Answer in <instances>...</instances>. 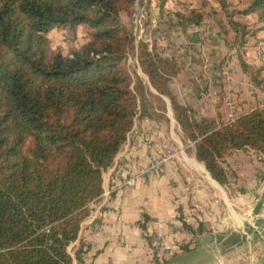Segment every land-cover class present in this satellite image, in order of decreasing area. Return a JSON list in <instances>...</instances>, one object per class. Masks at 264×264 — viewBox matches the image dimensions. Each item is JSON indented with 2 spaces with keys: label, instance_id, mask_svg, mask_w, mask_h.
Instances as JSON below:
<instances>
[{
  "label": "trees",
  "instance_id": "1",
  "mask_svg": "<svg viewBox=\"0 0 264 264\" xmlns=\"http://www.w3.org/2000/svg\"><path fill=\"white\" fill-rule=\"evenodd\" d=\"M134 2L0 0V264H84L85 245L75 248L74 242L88 204L103 192V173L134 120H157L158 111H167L161 96L170 101L185 151L219 184H227L221 162L232 150L252 149L264 161V108L223 121L181 102L170 89L182 70L177 60L155 43L139 39L136 45L120 20L122 12L134 13ZM165 2L159 0L160 10ZM247 2L233 14H255L257 29L227 14L239 46L264 30V0ZM173 16L184 27L204 21L193 9ZM82 23L89 40L68 53L49 52L48 32L73 31ZM135 48L147 81L127 67ZM237 58L264 88L262 68L248 64L239 50ZM163 259L155 251L153 264L169 261Z\"/></svg>",
  "mask_w": 264,
  "mask_h": 264
},
{
  "label": "rangeland",
  "instance_id": "2",
  "mask_svg": "<svg viewBox=\"0 0 264 264\" xmlns=\"http://www.w3.org/2000/svg\"><path fill=\"white\" fill-rule=\"evenodd\" d=\"M247 1L166 0L161 13L158 6L159 0H135L134 13L127 15L126 12H122L120 20L134 33L136 45L139 39L150 44L155 43L164 54L172 55L182 67V70L186 72L183 81L191 84L186 86H191V91L185 92L184 100L179 96L181 102L192 106L198 114H215L223 120V118L227 119L230 114L235 116L248 109V104L244 101L242 93L239 92V83L243 81L245 76L238 70L237 62L233 61V56L237 54L238 50L243 53L244 45L239 46L238 40H235V33L228 23V15L230 14L235 19L248 24V28H253V24L260 26L255 14L246 17L233 14L235 10L244 8L248 4ZM223 7L225 8L223 9ZM183 9H193L197 10L198 13L201 12L204 21L195 28L176 25V19L174 16L172 17V14L183 11ZM257 36L263 39L264 30L260 29ZM47 37L50 53L55 51L68 53L72 48H77L89 40L90 32L87 25L82 23L73 31L68 28L51 30L47 33ZM222 37L225 41H228L227 44H230L227 47L230 53H227V50L223 56L217 55L220 59L213 63L217 64V68L214 72L211 69L207 70L205 68H208L207 66L211 62L210 49L214 50L212 46L219 49L226 45L220 40ZM246 45L248 52L255 47V44L252 45V43ZM136 51L137 48L129 54L127 67L132 75L136 73L145 80V74L141 72L138 66ZM204 64H206L205 68L203 67ZM258 65L264 67V61H260ZM170 89L176 95L178 93L175 92L181 88L171 84ZM228 95L232 100L229 98L225 101V97ZM161 97L166 102L167 111L164 115L158 111L162 117L157 120L152 119L153 124L156 125L153 132H161L166 140L165 142L172 146L173 156L178 154L182 160L183 155L187 161L188 157L191 156H189L190 153L185 151L186 146L181 140V130L174 119L170 101L166 96ZM256 100L257 98H255ZM200 104L202 110L199 109ZM254 105V103H251V106ZM125 150H127V146ZM221 165L227 174V184L225 186L218 184L224 191L225 198L228 197V213L225 216L219 215V217L212 219L213 213L210 211L208 213L210 219H204L205 223L198 222L196 226L198 230L192 231L194 235H191V239H186L187 243L183 241L178 243V245L180 244L179 250L175 248L163 252L160 257L166 258L163 260H169L164 264H264V198H262L264 196H260L261 189L264 188V174L256 182V188L259 192L253 197H259L254 199L253 205H251L257 212H253L251 206L250 208L248 206L246 207V211H248L246 213L242 209L231 205V197L237 194L236 191H239L233 166L230 165V162H221ZM203 176L205 177V173H203ZM210 187L213 191L212 194L216 195L212 184H210ZM232 212H235L242 220L244 218V224L237 225L236 219L232 217ZM185 228L187 227L185 226ZM201 231H204L202 235H198ZM184 248L193 251L187 252Z\"/></svg>",
  "mask_w": 264,
  "mask_h": 264
},
{
  "label": "crops",
  "instance_id": "3",
  "mask_svg": "<svg viewBox=\"0 0 264 264\" xmlns=\"http://www.w3.org/2000/svg\"><path fill=\"white\" fill-rule=\"evenodd\" d=\"M253 25L255 29L259 27ZM191 27L197 26L192 25ZM194 31L196 32V30ZM257 33L259 30L245 40L244 51L241 54L248 64L260 66L258 63L264 61V36L263 39H260ZM220 40L226 44L225 47L218 49L216 46H212L214 50L210 49L209 52L211 62L208 64V68L204 67L206 64L203 65L205 69H211L213 72L217 68V64L213 63L220 59L217 55L223 56L227 50V53H230L227 48L230 45L227 44L228 41H225L223 37ZM249 43L255 44L254 49L250 52L245 47ZM233 61L237 62L238 70L245 76L243 81L239 83V92L242 93L244 101L248 104V109L242 112H247L251 110L250 101L254 102L259 95L247 86L248 81H253L242 71L237 54L233 56ZM260 67L263 76L264 67ZM184 76H186V72L181 70L171 81L172 86L181 88L175 93H178L176 94L177 97L181 96L183 100L184 95H186L185 92L191 91V86L186 87L187 84H191L183 81ZM254 85L262 87L255 83ZM225 98L226 101L230 96ZM230 100L232 99L230 98ZM199 103L201 102L199 101ZM199 109L202 110L201 104ZM208 116L216 115L209 114ZM235 116L237 117L238 114ZM227 119L223 118V120ZM153 123L154 121L150 118H136L134 120V125L128 133L123 148L117 154L114 164L121 163L127 158L145 165L161 153V147L166 144V140L161 132H153V129H156V125ZM126 146L128 150L123 154ZM189 156L191 157L187 156L189 158L187 159L189 162H187L183 155L181 160V157L179 158V155L175 154L163 164L155 175L139 178L134 186L120 191L113 190L108 182L113 165L103 173V190L105 191L110 187L111 191L94 203V208L98 211L102 222L87 217L82 222L78 238L74 242L75 248L80 242L84 243L85 241L90 242V247H93V259L88 263L84 260V264H153L151 256L146 251L153 247L152 244L154 245L155 240H157L155 237L157 232L170 245L176 246L181 241L191 239L192 230L185 228L182 220L195 228L199 221L204 222V219L209 218L208 213L210 211L213 213L212 219L219 217V215L225 216L228 213V197L225 198L224 191L218 182L213 180L204 164L198 162L193 154ZM225 162H230V165L233 166L239 190L236 191V195L231 197V200L229 199L231 205L247 213L246 207L249 206L248 208H250L254 199L259 197H253V195L259 192L256 188V182L264 174V161L254 151L236 149L225 156ZM203 173H205V177ZM208 181L214 187L212 188L217 196L212 194L213 191ZM249 181L252 184L251 182L248 183ZM261 190L260 196H264V188ZM251 208L253 209L252 206ZM253 212H257L255 208ZM231 214L236 219L237 225L241 226L244 218L242 220L235 212ZM186 218L189 220L187 221ZM73 264L77 263L74 261Z\"/></svg>",
  "mask_w": 264,
  "mask_h": 264
},
{
  "label": "built area",
  "instance_id": "4",
  "mask_svg": "<svg viewBox=\"0 0 264 264\" xmlns=\"http://www.w3.org/2000/svg\"><path fill=\"white\" fill-rule=\"evenodd\" d=\"M247 86L250 89H252L255 92V94L259 95L256 101L254 102L250 101V109H253L256 107L264 108V88L255 86L254 83L251 81L247 82ZM258 99L260 101L259 103H258ZM251 103H254L255 105L251 106ZM235 118L236 116H233L232 114H230L227 120L232 121ZM163 147L164 148H162L161 153L158 156H156L152 161H150V163L145 164V165L133 162L132 160L127 159V158L121 163L120 162L116 164L113 163V166L111 169L112 174L108 179V182L110 183L111 188L113 190L120 191L127 187L134 186L139 178H144L147 176L155 175L159 171V169L163 166V164L166 161L170 160L174 155V150L172 149V146L170 144L166 143L163 145ZM127 150H125L123 154H125ZM248 150H251L252 152L254 151L252 149H248ZM222 162H225V158ZM110 191H111L110 187H108L105 191L103 190L99 198L102 196L108 195ZM95 202L96 200L88 204V208L90 210L88 217H91V220L98 219L99 221L102 222V219L100 218L98 214V211L94 208ZM186 219L187 221L189 220V218H186ZM97 230L99 229L97 228ZM97 230L95 231V234ZM192 234L193 233H191V235ZM155 237L157 240H155L154 247H151L146 251L147 254L151 256V261L153 262H154L155 251L159 253V256H161L164 251L167 252V251H170V249H175V248L179 250L178 248H180V244L176 246L170 245L168 241L165 240L164 237L158 232L155 234ZM183 242L187 243V241H183ZM84 245H85V251L82 253V258L88 263L93 259V254H92L93 247H90V242L88 241H85Z\"/></svg>",
  "mask_w": 264,
  "mask_h": 264
},
{
  "label": "water",
  "instance_id": "5",
  "mask_svg": "<svg viewBox=\"0 0 264 264\" xmlns=\"http://www.w3.org/2000/svg\"><path fill=\"white\" fill-rule=\"evenodd\" d=\"M138 66H139V64H138ZM140 68V67H139ZM141 70V69H140ZM142 72V71H141ZM145 80L147 81V77H146V75H145ZM152 91L153 92H155L153 89H152ZM156 93V92H155ZM168 109H169V107H168ZM208 172V171H207ZM214 180V179H213Z\"/></svg>",
  "mask_w": 264,
  "mask_h": 264
},
{
  "label": "bare ground",
  "instance_id": "6",
  "mask_svg": "<svg viewBox=\"0 0 264 264\" xmlns=\"http://www.w3.org/2000/svg\"><path fill=\"white\" fill-rule=\"evenodd\" d=\"M199 168H201V167H199ZM201 170V169H200ZM217 186V185H216Z\"/></svg>",
  "mask_w": 264,
  "mask_h": 264
}]
</instances>
